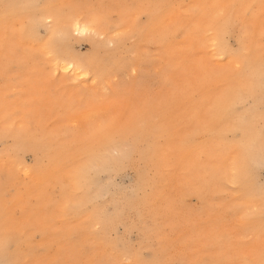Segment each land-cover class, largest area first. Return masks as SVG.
I'll return each mask as SVG.
<instances>
[{"label": "rangeland", "instance_id": "obj_1", "mask_svg": "<svg viewBox=\"0 0 264 264\" xmlns=\"http://www.w3.org/2000/svg\"><path fill=\"white\" fill-rule=\"evenodd\" d=\"M18 1L10 0L13 5L18 4ZM245 1L172 0V3L189 5L244 3L253 6L251 2L254 0ZM124 3H150V0H72L71 3L69 0H38L35 5L39 7L31 11L34 14L46 15L54 10H62L70 16L96 12L106 15L110 27L116 28L122 23L126 14V10L121 7L125 5ZM151 3L161 2L152 0ZM165 3H168V0ZM261 3L255 7L254 18L247 22L252 30L256 27L260 31V26L264 23V9L261 8ZM65 5L85 7L68 9L63 7ZM19 12V9L13 7L7 18L17 16ZM5 19L6 17L0 24V49L5 50V53L7 50H14L13 55L15 53L19 58L25 53L26 59L23 56V61L18 60L16 64H9L10 67L6 71L10 75L8 79H4L3 71H0V89L10 88L7 99L19 98L14 105L0 109V128H28L37 131L38 136L43 138L42 145L35 147L32 152L22 154L6 150L11 144L9 140L0 143V223L7 213L10 219L28 227L27 233L19 238L18 243H14L15 249L27 252L32 250L34 258L51 262L68 248L75 246L81 249V259L84 262V257L89 258L87 253L91 244L96 239H102L105 243L109 241L117 247V256L110 257V260L119 261V264H137L141 259L175 260L180 259L190 248L192 241H195V246H199L205 234L197 236L191 234L189 230L198 224H204L209 212L214 215L213 219L220 229L219 235L225 238V243H228L227 238L231 237V245H245L251 239L259 237L255 231L250 230L256 221H258L257 227L261 229L258 218L248 224H242L228 211L227 201L238 199L240 194H246L241 188L238 187L230 194L226 192V188H231V184L214 186V182L210 187L208 184H202L198 174L194 175L195 166L203 156L201 158L195 156L194 162L191 161L192 155L188 156L190 162L183 172V179L187 183L186 199L182 200L178 197L175 186L163 195V202L158 203V194L162 189L159 178H166L169 169L165 166L164 155L158 154L159 152L153 149V142L158 139L157 146L163 147L165 143L163 137L151 140L146 138L145 142L136 145V152L133 154L136 163L139 166L144 165V170L149 175L146 186L136 191L139 201L135 206L136 210H140L144 206V197L148 198L146 206L151 207V210L145 215L152 219L148 230L145 228L146 239L141 236L144 232L141 226H132L131 215L111 229H103L99 224L89 225L90 218L87 216L93 212V209H100L103 206L110 212L112 202L116 200L117 195H128L134 189L138 178L133 167L114 170L112 174L100 173L98 179L94 178L97 182L95 185L92 184L89 191L91 198L84 200L88 205L86 208L79 209L69 221L55 216L53 205L63 203L60 200H63L66 191H76L71 189L73 182L68 174V166L77 159V156L74 158L67 156V150L71 145L73 150L78 147L71 137L63 134V121L69 115L67 109L72 101L79 103L92 97H104L117 91L126 92L137 88L143 92L151 90L154 96H164L171 100L172 88L169 82L177 85L180 76L174 67L170 66L176 62L175 59L165 60L162 48L147 40L135 45V52H129L127 49L106 46L103 41L95 37L75 36L73 32L72 37L61 46L56 59L50 60L43 54L42 45L27 42L15 45L11 40L10 28L6 33ZM236 31L239 33L240 29ZM182 35L177 39H181ZM221 39L223 41L225 37L221 35ZM227 43L234 44L235 37L228 39ZM32 55H34L33 59H31ZM236 55L238 56L239 52ZM77 57H86L87 62L84 65L86 73L79 75L78 71L73 72V69L60 70L59 61L63 62V58L75 61ZM220 62H223V55L219 58L218 63ZM30 71H33L34 76L33 83L28 86L24 81L30 77L27 75ZM18 74L22 77L21 82L11 87L13 77ZM16 80L20 81V79ZM186 93L195 102L203 99L202 90L194 93L191 87ZM189 108L190 103L187 100L181 103L179 111H175L173 102L162 105L158 109L156 122L161 127H176L191 112ZM176 112L179 113L175 114ZM67 138L71 142L69 147L65 144ZM206 140V136H201L196 142L203 145ZM212 143L201 151H216L218 147ZM55 152H61L60 156L67 158L60 159L56 157L58 154ZM111 154L116 155L117 152L113 151ZM219 154L220 152L217 153L218 157ZM140 159L144 164L139 161ZM256 173V185L262 187L264 169L257 167ZM198 186L207 193L210 206L202 204L194 193V189ZM78 195L82 199L79 192ZM70 227L75 229V236L71 240L65 238ZM28 241L30 245L27 246ZM144 241H150V246L155 251L154 257L150 255L148 248L142 246ZM29 247L34 249H28ZM224 254L227 256L230 252L225 250Z\"/></svg>", "mask_w": 264, "mask_h": 264}, {"label": "snow or ice", "instance_id": "obj_2", "mask_svg": "<svg viewBox=\"0 0 264 264\" xmlns=\"http://www.w3.org/2000/svg\"><path fill=\"white\" fill-rule=\"evenodd\" d=\"M5 7L20 10L17 16L11 19L6 16L5 19L6 33L10 28L13 43L17 46L26 42L42 45L43 54L50 60L56 59L61 46L72 37L73 32L75 36L95 37L109 47L135 52V45L145 40L164 48L181 34L194 29L197 36L204 37L206 44H213L216 55H223V62H226L220 68L202 64L198 79L221 82V87L209 93L202 104L193 107L176 127H161L156 122L159 107L174 102L176 95L183 91L174 82H169L171 100L164 96L156 97L151 90L143 92L138 88L92 97L79 103L73 100L67 109L69 115L63 121V134L71 137L78 147L77 159L68 166V174L76 191H66L63 203L53 205L55 216L69 221L79 209L88 206L78 192L94 180V174H99L102 166L111 164L104 149L120 142L129 146L127 151L120 154L121 161L126 162L131 159L132 146L142 144L146 138L178 140L183 150L194 145L197 138L209 137L221 149L219 157L212 164L213 174L225 177V185H232L226 188L230 194L240 186L239 178L251 170L250 164L264 169V23L257 38L247 23L252 5L125 4L121 7L126 14L116 28L110 27L106 15L96 12L70 16L62 10H54L46 15H38L31 10L39 5L27 2ZM63 7L77 9L85 6ZM261 8L264 9V0ZM238 28L239 33L236 31ZM221 35L225 37L223 41L219 39ZM232 37H235V43L229 45L227 40ZM250 40L255 41L258 47L250 48ZM12 51H6L5 59ZM237 52L246 55L237 56ZM5 66L10 67L7 63ZM68 70L69 65L66 64L65 71ZM81 71L86 73L87 70ZM184 79V88L193 87L191 75ZM257 149L258 161L255 158ZM207 171V167L199 169V173ZM251 196L249 192L227 201L228 211L242 224L258 218L261 224L258 238L251 239L245 245H231V237H228L230 254L225 256V238L208 233L202 237L199 246L187 249L180 259H141L137 264H264V190L261 191L258 206L251 202ZM27 231L26 225L10 219L5 213L0 223V264H84L82 251L75 246L51 262L36 259L31 252L15 249L14 243H18ZM74 236L75 229L70 227L65 238L71 240ZM96 264H119V261Z\"/></svg>", "mask_w": 264, "mask_h": 264}, {"label": "bare ground", "instance_id": "obj_3", "mask_svg": "<svg viewBox=\"0 0 264 264\" xmlns=\"http://www.w3.org/2000/svg\"><path fill=\"white\" fill-rule=\"evenodd\" d=\"M18 1V0H17ZM36 4L38 0H19L18 3L26 2ZM161 3H165L167 0H158ZM202 1V0H201ZM209 1V0H207ZM214 1V0H211ZM246 2L245 0H239ZM72 0H69V3H71ZM122 2V1H121ZM152 0H150V3ZM254 2V3H253ZM251 2L253 4V7L250 9V16L247 20L250 21L255 16V7L258 6V3H261L262 0H254ZM123 3V2H122ZM168 3H172V0H168ZM125 4V3H124ZM6 5L12 6L13 3L10 2V0H0V24H2L4 18L6 16H10L12 8L13 7H5ZM1 26V25H0ZM256 37L259 36V31L256 29V27H253L252 30ZM247 39V37H245ZM220 40L221 36L219 37ZM64 45V44H63ZM249 47H258V45L255 43V41L250 40L249 41ZM5 50L0 49V71L2 72L3 78L8 79L9 78V72H6L8 67L6 68L7 64H16L18 60H24L26 59V54L23 53L22 57H17L16 54L11 52L7 59H3L5 57ZM9 51V50H7ZM162 55L163 58L167 61H171L172 59H175V63L170 65L173 66L175 71L178 72L179 83L177 84L180 86L183 91L182 93H178L174 99L173 105L175 106V111H179V107H181V103L184 100H187V102L190 103L189 110H192L193 107L199 106L202 104L205 99L208 97V94L211 93L213 90L217 89L218 87H221V82L218 81H208V80H201L198 79L201 76L202 73V64L203 65H215L216 67L220 68L225 66L226 62H220L219 58L222 55H216L214 51V46L211 42L205 43V39L203 36H197L195 34V30L193 29L192 32L183 34L181 39H175L172 41V43L169 46H166L162 48ZM246 55L244 52H239L238 56ZM34 58V55L31 56V59ZM63 62L59 61L61 67L60 70H65L66 64L69 65V69H73V72L78 71V74H84V71H81V69H85L84 65L87 62L86 57H77L75 61L72 59L68 60H62ZM214 62V63H213ZM81 71V73L79 72ZM6 73V74H5ZM27 75H30L28 77V80L24 81L26 85L29 86V84L32 82V77L34 76L33 71H30L27 73ZM191 75V83L193 84V91L194 93L201 91L203 93V99L200 102H195L192 100V97L186 93L189 88H184L185 83V77ZM21 75H17L16 77H13V81L11 83V87H14L17 83L21 82ZM20 79V81L16 80ZM31 86V85H30ZM238 86V85H237ZM10 88H1L0 89V109L6 108L8 105H14L18 102L19 98H13V99H7V97L10 94L9 91ZM28 89V88H27ZM29 90V89H28ZM78 92H80L78 90ZM19 97V95H18ZM172 98V95H171ZM179 112H176L177 114ZM9 140L11 144L9 145L6 150H11L12 152L15 151L17 153H26V152H32L35 147H39L43 144V138L38 136L37 131H31L30 129H15L8 127L6 129L0 128V143L3 141ZM213 141L207 137V140L203 145H200L199 143H195L191 147L187 149L181 150L179 146V141H171L167 138H165V143L163 147H158V139H155L153 142L154 148L156 151L159 152L158 154L164 155L166 158L165 166L168 167V175H166V178L160 177L161 181V190L158 194V203L163 202V195L165 193H168L173 187L176 186L177 188V194L178 197L182 200L186 199L187 194V183L183 179V172L185 168L187 167V164L190 162V159H188V156L192 155L191 161L194 162L195 156L199 159V163L195 166L196 173H199V169L201 167H207L208 171L206 173H199L200 180L202 184H208L210 187H212V184L214 183V186L221 185L224 186V180L225 177L220 175H214L213 174V168L212 164L213 162L218 158L217 153L221 152V149L218 145L212 143ZM70 139L67 138L65 140L66 146L69 147L70 145ZM214 144L218 148L214 152H206L201 151V149H206L207 145ZM133 150L131 152V159L129 161H121V153L128 150L129 146L126 145L123 142L116 143L113 145H109L106 149H104V152L106 155H108V160L111 161V164L108 166H102L103 170L99 172L103 173L106 172L108 174H112L114 170H123L126 167H133L135 168L134 172L136 177L138 178V181H136V186L132 191L128 193V195H117L116 200L112 202L111 210L110 212L105 209V206L101 207L100 209H93V212L88 214L90 218L89 225L99 224L103 226V229H111L116 224L122 223L128 215H131V218L133 217L132 226H141V229L144 231L141 236H143L146 239L145 236V228L148 230L149 223L151 221V217L145 215L149 210H151V207L146 206L148 203V198L144 197V206L140 210H136L135 206L137 202L139 201V198L137 197L136 191L142 190L146 184L148 183L147 177L149 176L148 173L144 170V165L139 166L138 163L133 159V154L136 152V145L132 146ZM200 149V150H199ZM65 150V149H64ZM63 151V150H62ZM61 151V152H62ZM113 151H116V155H112L111 153ZM55 152V154H58L56 157H59L60 159H66L67 157L60 156V153ZM1 153V152H0ZM78 148L73 150V145L70 146V148L67 150V156L74 158L77 156ZM109 153V154H108ZM255 158L258 161L259 159V150L255 152ZM141 163L142 160H139ZM151 162V161H150ZM191 162V163H192ZM144 164V163H143ZM250 171L247 175L240 177V186L242 191H244L246 194L251 192L252 196L250 197L251 202L254 205L260 204V194L261 191L264 190V185L262 187H258L257 184V173L256 169L257 166L250 164ZM99 174H94V178L98 179ZM230 175V173H229ZM96 181H92L89 185L85 186V188L82 191H79V193L82 195L83 200H87L91 198V194L89 191H91L92 184H96ZM71 189L76 190L75 184L73 183L71 186ZM194 193L197 195L199 201L204 204L205 206H210V200L208 198L207 193L201 188L200 186L196 187L194 189ZM236 190H234L235 192ZM60 202H63V200H60ZM214 215L209 212L207 214V220L204 224H198L196 227H191L189 232L191 234H196L199 236L200 234L204 233L207 235L208 233H215L216 235L220 236V229L217 228V224L215 220L213 219ZM131 220V219H130ZM257 222L253 224L250 230L255 231L257 236H260L261 229L257 227ZM143 247L148 248L150 250V255L152 257L155 256V251L152 249V246H150V241H144ZM30 245V242L28 241L27 246ZM195 245V241H192L190 243V248ZM28 249H34V248H28ZM225 250L229 251V244L225 243ZM117 247H115L111 242L107 241L105 243L102 239H96L92 244L91 247L87 253V257L85 258L84 264H96V262H107L110 261V257H116L117 256ZM28 252H33L32 250H29Z\"/></svg>", "mask_w": 264, "mask_h": 264}]
</instances>
